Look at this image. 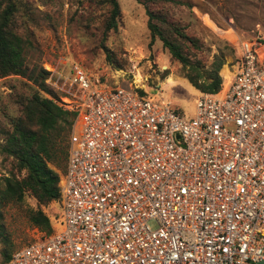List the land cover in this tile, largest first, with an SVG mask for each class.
Returning <instances> with one entry per match:
<instances>
[{"label":"built area","instance_id":"1","mask_svg":"<svg viewBox=\"0 0 264 264\" xmlns=\"http://www.w3.org/2000/svg\"><path fill=\"white\" fill-rule=\"evenodd\" d=\"M184 116L69 67L57 228L4 264H264V54Z\"/></svg>","mask_w":264,"mask_h":264},{"label":"rangeland","instance_id":"2","mask_svg":"<svg viewBox=\"0 0 264 264\" xmlns=\"http://www.w3.org/2000/svg\"><path fill=\"white\" fill-rule=\"evenodd\" d=\"M38 9L40 21L29 24L30 46L26 54L28 68L42 67L48 71L45 82L55 90V101L67 104L69 67L75 63L98 85L140 89L152 96L154 102L167 101L184 116L193 112L198 94L186 78L180 75L181 63L156 37L152 40L146 28L143 6L135 0H117L120 14L116 28L103 33L105 9H92L77 0H27ZM188 6H169V13L185 27L197 47L190 46L188 57L205 76L213 57L220 55L223 63L218 69L220 86H224L239 57L237 39L253 41L256 50L264 54V0H184ZM91 22L81 25L77 16ZM104 47L110 54L106 57ZM187 69V66H184ZM25 77H0V116L18 113L17 101L34 89ZM5 115L3 116V118ZM5 119V118H4ZM68 133L64 144L67 142ZM67 144V143H66ZM1 162V157H0ZM58 175L60 169L48 164ZM4 169L0 164V177ZM35 203L25 197L21 205L8 203L2 207L3 223L9 232L12 251L44 234L29 224L25 208ZM50 227L57 228L58 204L51 201L41 206ZM2 245L0 243V249ZM1 262V255H0Z\"/></svg>","mask_w":264,"mask_h":264},{"label":"trees","instance_id":"3","mask_svg":"<svg viewBox=\"0 0 264 264\" xmlns=\"http://www.w3.org/2000/svg\"><path fill=\"white\" fill-rule=\"evenodd\" d=\"M141 4L146 15V28L152 40L157 38L167 49L170 57L181 63L180 75L198 91L215 92L220 87L218 69L223 60L215 55L205 76L189 60V47H197L196 40L185 27L169 13V6H188L184 0H135ZM92 9H105L103 33L116 28L120 14L117 0H77ZM91 12L77 16L81 25L91 22ZM38 9L27 0H0V77L19 75L25 77L34 89L17 101L16 115L0 116V157L4 175L0 177V249L4 264L11 252L12 242L2 218V207L8 203L21 205L25 197L34 200L35 206L25 208L30 225L48 233L51 230L48 216L41 206L59 197L58 173L48 164L60 169L66 159L67 142L64 139L70 131L74 117L63 110L54 100L55 90L45 82L48 71L42 67L28 68L26 54L30 46L29 24L39 23ZM106 57L110 54L104 47ZM187 66V69H184ZM144 94L140 89H132Z\"/></svg>","mask_w":264,"mask_h":264},{"label":"bare ground","instance_id":"4","mask_svg":"<svg viewBox=\"0 0 264 264\" xmlns=\"http://www.w3.org/2000/svg\"><path fill=\"white\" fill-rule=\"evenodd\" d=\"M262 54H263V52H258V55L259 56H262ZM230 75H231V73H230Z\"/></svg>","mask_w":264,"mask_h":264}]
</instances>
